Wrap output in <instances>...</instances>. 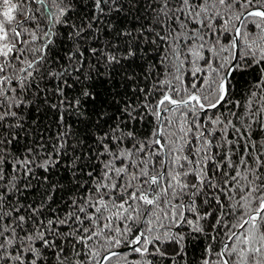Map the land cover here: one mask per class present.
<instances>
[{
	"label": "snow or ice",
	"instance_id": "6c2138e0",
	"mask_svg": "<svg viewBox=\"0 0 264 264\" xmlns=\"http://www.w3.org/2000/svg\"><path fill=\"white\" fill-rule=\"evenodd\" d=\"M0 264H264V0H0Z\"/></svg>",
	"mask_w": 264,
	"mask_h": 264
},
{
	"label": "trees",
	"instance_id": "16d2710c",
	"mask_svg": "<svg viewBox=\"0 0 264 264\" xmlns=\"http://www.w3.org/2000/svg\"><path fill=\"white\" fill-rule=\"evenodd\" d=\"M136 8H139V5L136 6ZM136 8L133 9V12L128 14L127 16V21L129 22V25L134 22L136 20L137 17V12H136ZM150 10L146 9V8H140L139 9V17H141V22H144L147 20L148 18V12ZM140 65L144 64V61H138L137 62ZM133 68L139 72L140 68L136 67V65H133ZM253 75H255V73L253 72ZM122 79L121 74L119 72V70L116 71V73L114 74V80L116 82H120ZM245 79H252L251 76H247L245 77ZM113 87V81H108L107 83L104 82V78H101L100 80H98L96 82V91L100 94V99L101 100H107L108 102H111L112 99V95L109 94V89H112ZM125 87L123 85V83H121V87L115 89V92H123L125 91ZM39 118H42V124H50L51 122H54L56 117L54 113H48L47 115H45L43 112L40 113ZM70 123L73 124L72 127V131L74 133H78L80 136H84L87 137L88 133L84 131L85 125L80 123L79 121H76L75 117L70 118L69 120ZM54 179L58 182V183H63L66 186H68L70 184V180H69V173L67 171H65L64 168H59L57 170V172L54 175ZM61 196H65V193H61ZM200 249H201V242H197L195 247H190V257H189V261L191 262L192 260H195L199 257L200 255ZM131 259V257H130Z\"/></svg>",
	"mask_w": 264,
	"mask_h": 264
}]
</instances>
